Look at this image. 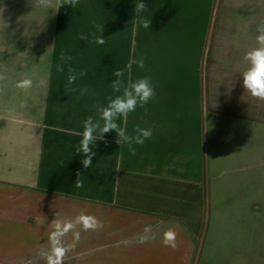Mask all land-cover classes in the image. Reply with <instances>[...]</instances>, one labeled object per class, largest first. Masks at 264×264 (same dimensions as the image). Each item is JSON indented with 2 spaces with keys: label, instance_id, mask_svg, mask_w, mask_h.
<instances>
[{
  "label": "crops",
  "instance_id": "obj_1",
  "mask_svg": "<svg viewBox=\"0 0 264 264\" xmlns=\"http://www.w3.org/2000/svg\"><path fill=\"white\" fill-rule=\"evenodd\" d=\"M135 2L0 0V264H47L51 222L81 213L101 226L69 232L62 264H264V172L254 171L264 100L242 85L264 0H144L149 29ZM62 52L72 59L57 72ZM140 59L142 69L126 70ZM116 70L125 82L151 79L153 98L117 122L152 136L132 155L108 133L85 169L79 133L120 94ZM25 78L32 86L17 88ZM169 230L175 248L164 243Z\"/></svg>",
  "mask_w": 264,
  "mask_h": 264
},
{
  "label": "clouds",
  "instance_id": "obj_2",
  "mask_svg": "<svg viewBox=\"0 0 264 264\" xmlns=\"http://www.w3.org/2000/svg\"><path fill=\"white\" fill-rule=\"evenodd\" d=\"M40 7L50 9L52 7V0H35ZM79 0H61L60 7L63 5H71L73 8L77 6ZM137 19L140 21L145 29H149L151 24V14L148 13V5L144 0H136L133 8ZM96 33H92L95 37V43L103 45L105 38L103 37L104 24L98 23L95 19L91 21ZM256 42L257 47L247 51L244 59L248 67L242 73L243 88L250 93L254 98L264 100V24L256 27ZM80 39L87 40L88 37L81 35ZM60 63L56 65L57 72L64 71V63L70 61L72 58L66 56L63 52L59 56ZM136 64L138 68L144 67V61L130 60L126 67L127 71H131L132 65ZM115 79L111 83L114 93H120L115 97H109L106 106H96L95 114L90 115L83 121V130L79 133L81 139L76 147V153L83 156L81 164L85 169L92 166L93 157L96 155L93 149L97 146V142L104 140L105 135L115 132L117 143L119 145H128L131 154L135 155L134 145L142 146L147 139L152 136L151 129L136 126L131 132L124 126H121L117 121L121 118H127L128 114L134 112L136 108L144 107L154 96L155 89L149 77H140L135 81L128 80L125 82L122 78L125 75V70H116L113 73ZM86 75V71H81L79 76ZM6 77L0 74V81L5 80ZM78 79L77 74L73 70H69L67 75V84L70 86ZM19 89H29L32 86V80L25 78L18 81L15 85ZM88 89L81 90V95L88 93ZM75 184L77 188L83 187L81 175L77 173ZM53 231L50 234V252H41L40 255L47 260V264H62V258L69 250L63 246V238L69 233L73 232L76 239L79 238V232L76 229L82 226L85 231L89 229H96L100 227L99 221L91 215L81 213L76 216L74 220L54 219L52 222ZM164 243L175 248V233L167 231L165 233Z\"/></svg>",
  "mask_w": 264,
  "mask_h": 264
},
{
  "label": "rangeland",
  "instance_id": "obj_3",
  "mask_svg": "<svg viewBox=\"0 0 264 264\" xmlns=\"http://www.w3.org/2000/svg\"><path fill=\"white\" fill-rule=\"evenodd\" d=\"M254 171H255V173L256 172H264V154H263V156L261 158H255ZM206 190H207V193H208V189L207 188H206ZM206 207H207V209H206V218H205V220L203 219V222L201 223V232L204 231V230L207 231L208 220H209V209H210L208 201H207ZM201 232L199 233V235L201 234Z\"/></svg>",
  "mask_w": 264,
  "mask_h": 264
}]
</instances>
